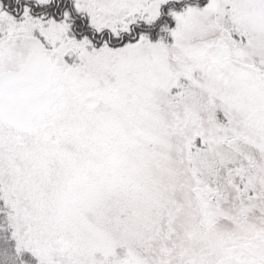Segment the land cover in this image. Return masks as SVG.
<instances>
[{"label":"snow or ice","instance_id":"6c2138e0","mask_svg":"<svg viewBox=\"0 0 264 264\" xmlns=\"http://www.w3.org/2000/svg\"><path fill=\"white\" fill-rule=\"evenodd\" d=\"M0 264H264V0H0Z\"/></svg>","mask_w":264,"mask_h":264}]
</instances>
